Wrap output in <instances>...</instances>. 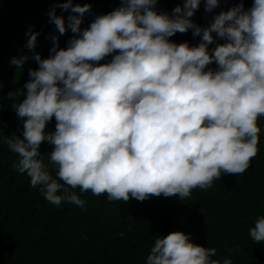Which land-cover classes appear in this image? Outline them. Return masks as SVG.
<instances>
[{
	"label": "clouds",
	"instance_id": "clouds-1",
	"mask_svg": "<svg viewBox=\"0 0 264 264\" xmlns=\"http://www.w3.org/2000/svg\"><path fill=\"white\" fill-rule=\"evenodd\" d=\"M157 3L120 0L85 28L81 16L88 3L58 0L47 13L61 35L65 21L55 8L80 15L68 16L73 35L66 47L53 36L49 56L35 55L38 67L29 69L25 91L15 93L23 98L12 105L22 137L14 132L4 143L19 156L14 169L26 173L51 204L83 207L72 191L77 188L125 203L161 195L184 201L222 174L243 175L257 155V121L264 116V0L221 10L203 27L190 19L201 0H183L171 14L158 11ZM203 3L212 12L220 0ZM190 29L198 44L170 39ZM37 35L26 32L27 48L35 47ZM25 59L10 62L19 68ZM13 96L9 92L8 99ZM53 118L55 130L46 132ZM43 142L51 145L55 178L40 158ZM249 235L264 241V215L255 218ZM189 237L182 231L157 236L147 264H232L230 257L213 259L215 247Z\"/></svg>",
	"mask_w": 264,
	"mask_h": 264
},
{
	"label": "trees",
	"instance_id": "trees-1",
	"mask_svg": "<svg viewBox=\"0 0 264 264\" xmlns=\"http://www.w3.org/2000/svg\"><path fill=\"white\" fill-rule=\"evenodd\" d=\"M58 0H0V264H147L155 239L173 231L190 234L193 243L215 247L218 257H230L232 264H264V241L256 243L249 235L254 220L264 215V116L257 121L258 153L241 176L222 174L207 190L194 189L190 198L153 196L144 201L130 199L109 201L107 195L94 196L73 189L85 201L84 206L48 202L39 188L30 186V178L14 169L19 156L9 150L5 137H22V122L12 105L23 97L30 79L29 69L38 67L34 57L49 56L52 37L59 47H66L73 35L67 28L68 16L80 15L61 11L66 32L61 35L47 15ZM183 0H158L157 10L171 14ZM245 9L252 0H220L219 7L205 12L201 0L190 18L200 26L209 25L221 10L238 3ZM88 3L90 10L82 16L81 28L89 26L97 14L118 7L120 0H73ZM38 33L35 47H26L27 31ZM215 35V34H213ZM170 39L196 45L200 37L192 30L176 33ZM218 43H223L218 40ZM215 45H209V50ZM26 57L18 68L12 58ZM105 57L100 63L110 61ZM209 67L215 68L213 63ZM9 92L14 96L8 99ZM55 130V118L45 131ZM51 145H40V158L48 164L55 178L56 168L49 162ZM230 250V251H229Z\"/></svg>",
	"mask_w": 264,
	"mask_h": 264
}]
</instances>
